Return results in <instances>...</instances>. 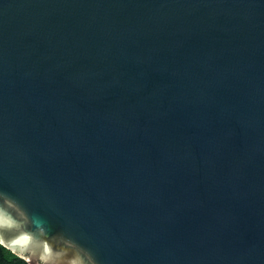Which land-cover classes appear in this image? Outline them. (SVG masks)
<instances>
[{
  "label": "water",
  "instance_id": "95a60500",
  "mask_svg": "<svg viewBox=\"0 0 264 264\" xmlns=\"http://www.w3.org/2000/svg\"><path fill=\"white\" fill-rule=\"evenodd\" d=\"M0 244L264 264V0H0Z\"/></svg>",
  "mask_w": 264,
  "mask_h": 264
},
{
  "label": "trees",
  "instance_id": "16d2710c",
  "mask_svg": "<svg viewBox=\"0 0 264 264\" xmlns=\"http://www.w3.org/2000/svg\"><path fill=\"white\" fill-rule=\"evenodd\" d=\"M0 264H28L0 244Z\"/></svg>",
  "mask_w": 264,
  "mask_h": 264
}]
</instances>
